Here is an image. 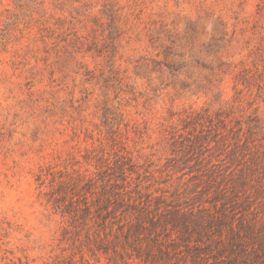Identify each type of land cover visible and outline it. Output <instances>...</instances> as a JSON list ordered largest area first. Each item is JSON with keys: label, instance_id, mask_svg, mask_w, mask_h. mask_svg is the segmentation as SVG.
I'll return each mask as SVG.
<instances>
[{"label": "rangeland", "instance_id": "obj_1", "mask_svg": "<svg viewBox=\"0 0 264 264\" xmlns=\"http://www.w3.org/2000/svg\"><path fill=\"white\" fill-rule=\"evenodd\" d=\"M251 145L264 0H0V264H114L106 199L212 207Z\"/></svg>", "mask_w": 264, "mask_h": 264}, {"label": "trees", "instance_id": "obj_2", "mask_svg": "<svg viewBox=\"0 0 264 264\" xmlns=\"http://www.w3.org/2000/svg\"><path fill=\"white\" fill-rule=\"evenodd\" d=\"M240 146L244 149L249 143L238 142L236 149ZM251 150L240 167L230 168L222 178L231 186L217 189L214 196L219 199L212 207L170 206L161 211L160 206L128 204L118 194L106 199L105 207L96 210L104 233L95 237L97 248L110 253L114 264H120V259L124 264H264V148L251 145ZM228 188L244 196L233 205L241 209L233 222L230 212L234 209L222 197ZM253 188L255 193H251ZM84 213L92 215L87 204Z\"/></svg>", "mask_w": 264, "mask_h": 264}]
</instances>
